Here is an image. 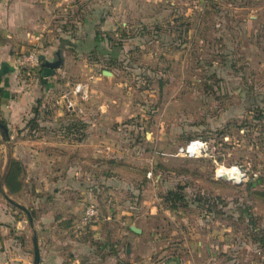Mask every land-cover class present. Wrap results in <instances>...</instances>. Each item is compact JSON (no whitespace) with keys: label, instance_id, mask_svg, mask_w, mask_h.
Returning <instances> with one entry per match:
<instances>
[{"label":"rangeland","instance_id":"obj_1","mask_svg":"<svg viewBox=\"0 0 264 264\" xmlns=\"http://www.w3.org/2000/svg\"><path fill=\"white\" fill-rule=\"evenodd\" d=\"M10 1L0 0V9ZM65 1L72 8L53 31L60 58L49 63L59 59L45 81L48 97L36 99L13 139L7 126V136L0 130L3 187L10 162L22 168L20 191L0 196L2 264H33L34 238L41 264L52 242L42 213L58 210L61 189L38 176L47 181L61 170L29 164V140L43 139L42 130L51 141L76 130V140L92 146L82 149L88 200L76 215L50 222L67 230L59 241L78 249L83 259L75 264L116 255L88 233L111 223L109 211L138 228L146 262L264 264V0ZM77 84L83 93L73 94ZM57 114L74 120L54 122ZM192 141L199 153L179 152ZM225 172L241 177H216ZM89 205L97 216L85 224ZM80 239L93 245L89 254L80 252Z\"/></svg>","mask_w":264,"mask_h":264},{"label":"crops","instance_id":"obj_2","mask_svg":"<svg viewBox=\"0 0 264 264\" xmlns=\"http://www.w3.org/2000/svg\"><path fill=\"white\" fill-rule=\"evenodd\" d=\"M10 2L8 6H4V8L0 9V120L5 121V123L7 122L6 126L10 133H12V128H16L21 120H23V117L28 115L29 117H33L31 109L33 104L35 105L37 102L36 99L40 98L42 95H44L46 99L48 93H50L51 86L45 81L50 79L55 69H51L45 64L52 63L51 57L59 55L58 48L60 47L58 40L54 37L53 31L58 25L64 23L66 19L64 13L68 8L72 7H69L70 1L66 4L65 0H11ZM71 19L73 21L74 18ZM85 21H87V19ZM74 22L78 23L79 19H75ZM37 34H43V36H45L40 46L41 50H39L41 72L39 71L38 74L30 77L26 72L20 70L18 67V59L22 53L31 48L33 43L32 37ZM43 76L46 79H43ZM70 117L71 116L57 114L52 117V120H54V122L74 120L70 119ZM35 118L37 117L34 116L33 119ZM37 121H39V119H36V122ZM49 131L50 130L40 131L38 135H42L43 139L29 140V150L33 153H29V164L32 168L39 171L42 167H47L48 171L51 172V166L56 165L61 170L57 174L58 176H48L47 181L45 179L46 175H44L43 178L41 175L38 176L44 182H49L50 185H57L58 188L60 187L59 189H61V191L58 197L62 200L61 203H58L57 211L52 209L51 206H47L42 213V221L46 223L49 220V224H45L43 229H46L47 236L50 237L52 242L48 245L46 244V249L42 252L41 264H62L63 261L65 264H75L83 259L77 254L76 250L78 249H71L67 247L66 244H61V240L59 241L60 237L63 239L67 230L59 223L50 224V222L52 217L65 218L67 216L76 215L81 209L79 203L88 200L86 196L82 198V149L86 147L91 148L92 146L88 141L82 143L76 140V137H79V132L76 130H72L65 134L64 138H67L70 142L67 140L51 141L49 139H44L45 137H52ZM13 137L14 134H10V138L13 139ZM1 143L2 142H0V161H2L1 158L3 153V144ZM85 151L87 152L88 149L86 148ZM2 163L3 162H0V165ZM1 167L2 166H0V168ZM5 191L9 194L8 189L2 185L1 176L0 196ZM42 204H44V201ZM46 204L51 205L52 203ZM80 216L81 215H79V217ZM108 220L111 223H104L103 225L97 223V225H91L88 228V233H91L92 237L96 239V246H99V250L105 251V253L108 254V250L113 247L116 248L117 253L116 255H108L104 258H100V255H98L100 254L99 252L90 259L94 264H170L165 261L168 259L160 260L157 263L146 262L144 260L143 256L139 254V244L142 242L141 235L129 233L131 232V225L127 224L128 219L123 218L120 214L114 215L109 211L107 221ZM116 222H118V224ZM55 233L58 235L57 239L54 237ZM141 233H144V231ZM130 234L136 236L138 239L131 240L129 237ZM124 242L126 243L123 244ZM127 243L129 252L127 251L128 249L124 247V257L119 250ZM77 245H79L81 253L87 252L89 254V252L92 251L91 247H93V245L81 239ZM67 249L73 251V258L71 256L73 262H70V259L63 258V255L68 251ZM137 254L141 257L137 258ZM2 255L0 251V259ZM0 264H2L1 260Z\"/></svg>","mask_w":264,"mask_h":264},{"label":"built area","instance_id":"obj_3","mask_svg":"<svg viewBox=\"0 0 264 264\" xmlns=\"http://www.w3.org/2000/svg\"><path fill=\"white\" fill-rule=\"evenodd\" d=\"M33 43L31 45V48L22 53L18 59V67L20 68L21 71L26 72L30 77L38 74L40 67H41V62L39 59V50L41 43L43 41V34H37L32 37ZM43 79H46L43 76ZM84 91V85L82 84H77L74 88L73 94H80L83 93ZM64 105L66 108L73 109L74 105L69 99L63 100ZM58 104V103H57ZM75 109V108H74ZM192 148V152H188V148ZM200 144L197 141H192L190 142L185 148H182L179 150L180 153H185V154H195L200 152ZM97 216V211L93 205L87 206L84 211V216H83V222L85 224L91 222L94 218Z\"/></svg>","mask_w":264,"mask_h":264},{"label":"trees","instance_id":"obj_4","mask_svg":"<svg viewBox=\"0 0 264 264\" xmlns=\"http://www.w3.org/2000/svg\"><path fill=\"white\" fill-rule=\"evenodd\" d=\"M57 58H60L59 55H56ZM55 63H59V59L55 62ZM54 63V64H55ZM41 70V69H40ZM39 70V71H40ZM41 72V71H40ZM0 98H1V91H0ZM1 101V100H0ZM36 120V119H35ZM0 124H2L5 128H6V123L3 120H0ZM22 173V168L20 166L19 162L16 161H11L9 168H8V172L6 174V177L4 179V185L6 186V188L12 193V192H19L21 189V184L19 181V177ZM173 209H175V206H171ZM173 260L168 261L172 263ZM167 262V263H168ZM170 263V264H171ZM173 264H176V262L173 261Z\"/></svg>","mask_w":264,"mask_h":264},{"label":"water","instance_id":"obj_5","mask_svg":"<svg viewBox=\"0 0 264 264\" xmlns=\"http://www.w3.org/2000/svg\"><path fill=\"white\" fill-rule=\"evenodd\" d=\"M58 64L59 63H55V64L47 63L45 65L48 66L49 68L54 69V68H56L58 66ZM106 74H109V73H106ZM0 130H2V133H3L4 136H7V128H5L2 124H0ZM216 177L219 178V179L225 180L224 177H222V176H216ZM27 218L29 220L30 226H32L33 225L32 224V219H31V217H30V215L28 213H27ZM130 230L133 233H135V234H139L140 233V231L137 228L133 227V226L130 227ZM33 248H34V261H33V264H39V252H38V249H37V243H36L35 238L33 239ZM127 251H129V250H127Z\"/></svg>","mask_w":264,"mask_h":264},{"label":"bare ground","instance_id":"obj_6","mask_svg":"<svg viewBox=\"0 0 264 264\" xmlns=\"http://www.w3.org/2000/svg\"><path fill=\"white\" fill-rule=\"evenodd\" d=\"M192 148L193 147H189L188 148V152H192ZM239 174V175H238ZM232 175V176H231ZM222 177H224V179L226 180V181H230V182H234V183H236V181L237 180H239L240 179V173H237V172H234V173H222V175H221Z\"/></svg>","mask_w":264,"mask_h":264}]
</instances>
